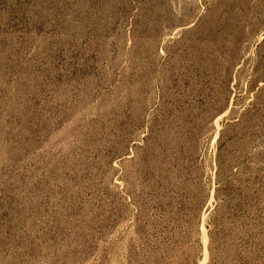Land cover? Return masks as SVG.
<instances>
[{"label": "rangeland", "instance_id": "rangeland-1", "mask_svg": "<svg viewBox=\"0 0 264 264\" xmlns=\"http://www.w3.org/2000/svg\"><path fill=\"white\" fill-rule=\"evenodd\" d=\"M0 264H264V0H0Z\"/></svg>", "mask_w": 264, "mask_h": 264}, {"label": "bare ground", "instance_id": "bare-ground-1", "mask_svg": "<svg viewBox=\"0 0 264 264\" xmlns=\"http://www.w3.org/2000/svg\"><path fill=\"white\" fill-rule=\"evenodd\" d=\"M205 236V235H204Z\"/></svg>", "mask_w": 264, "mask_h": 264}]
</instances>
